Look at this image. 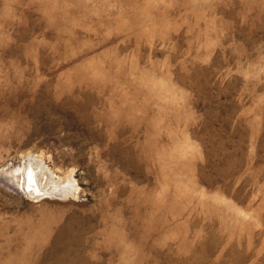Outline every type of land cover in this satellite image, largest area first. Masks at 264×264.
<instances>
[{"label":"rangeland","instance_id":"374dc122","mask_svg":"<svg viewBox=\"0 0 264 264\" xmlns=\"http://www.w3.org/2000/svg\"><path fill=\"white\" fill-rule=\"evenodd\" d=\"M0 264H264V0H0Z\"/></svg>","mask_w":264,"mask_h":264},{"label":"bare ground","instance_id":"6f19581e","mask_svg":"<svg viewBox=\"0 0 264 264\" xmlns=\"http://www.w3.org/2000/svg\"><path fill=\"white\" fill-rule=\"evenodd\" d=\"M28 182H29V186L30 187H31L32 184H34L35 178H34L33 174H28ZM31 188H32V190L34 192L35 187H31Z\"/></svg>","mask_w":264,"mask_h":264}]
</instances>
